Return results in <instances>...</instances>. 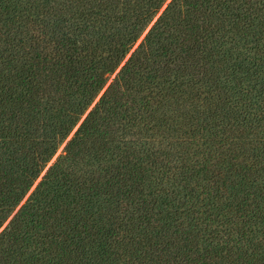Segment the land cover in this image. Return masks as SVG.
<instances>
[{
	"label": "trees",
	"instance_id": "1",
	"mask_svg": "<svg viewBox=\"0 0 264 264\" xmlns=\"http://www.w3.org/2000/svg\"><path fill=\"white\" fill-rule=\"evenodd\" d=\"M0 264H264V0H0Z\"/></svg>",
	"mask_w": 264,
	"mask_h": 264
},
{
	"label": "rangeland",
	"instance_id": "2",
	"mask_svg": "<svg viewBox=\"0 0 264 264\" xmlns=\"http://www.w3.org/2000/svg\"><path fill=\"white\" fill-rule=\"evenodd\" d=\"M164 6H165V5H164ZM164 6H163V7H164ZM163 7H162V8H163ZM162 8H161V9H162ZM158 14H159V13H158ZM158 14H157V15H158ZM157 15L155 16V18L157 17ZM155 18L153 19V21L155 20ZM153 21H152V22H153ZM152 22L148 25V27L146 28V30H145V31L142 33V35L139 37V39H138L137 42L135 43L134 47L139 43V41H140V40L142 39V37L145 35L146 31H147L148 28L151 26ZM63 145H64V144H62V145L59 147V149L57 150V153L60 152V150H61V148H62ZM57 153H56V155H57ZM56 155H55V156H56ZM55 156H54V157H55ZM54 157L52 158V161H53Z\"/></svg>",
	"mask_w": 264,
	"mask_h": 264
}]
</instances>
